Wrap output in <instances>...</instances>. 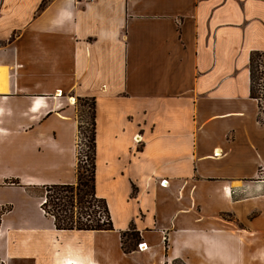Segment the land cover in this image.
<instances>
[{
  "label": "crops",
  "instance_id": "0c3cea01",
  "mask_svg": "<svg viewBox=\"0 0 264 264\" xmlns=\"http://www.w3.org/2000/svg\"><path fill=\"white\" fill-rule=\"evenodd\" d=\"M42 1L0 0V264H264V0ZM70 98L94 101L111 229L42 208L76 182Z\"/></svg>",
  "mask_w": 264,
  "mask_h": 264
},
{
  "label": "trees",
  "instance_id": "16d2710c",
  "mask_svg": "<svg viewBox=\"0 0 264 264\" xmlns=\"http://www.w3.org/2000/svg\"><path fill=\"white\" fill-rule=\"evenodd\" d=\"M45 0L41 2L43 6ZM264 55V52L253 51L249 57L250 71V95L256 98L254 93V76L255 65L254 58ZM91 112L89 115L90 135H89V169L87 173L82 170L79 159L76 165V182L75 183H56L46 185L44 188L45 200L42 208L53 217L54 225L58 229H111L113 227L110 219L108 206L104 198L95 193V146H94V101L90 100ZM260 102L258 121L263 122L260 118ZM4 211L0 209V215ZM121 246L124 251H130L134 242L138 239V232L131 223L129 229L121 233Z\"/></svg>",
  "mask_w": 264,
  "mask_h": 264
},
{
  "label": "rangeland",
  "instance_id": "374dc122",
  "mask_svg": "<svg viewBox=\"0 0 264 264\" xmlns=\"http://www.w3.org/2000/svg\"><path fill=\"white\" fill-rule=\"evenodd\" d=\"M255 76L254 93L260 102V118H264V55L254 58ZM76 117L79 121V131L77 136V160L79 159L82 170L87 173L89 169V135L90 124L89 115L91 112V101L87 98H78L74 101ZM180 264V263H176Z\"/></svg>",
  "mask_w": 264,
  "mask_h": 264
},
{
  "label": "built area",
  "instance_id": "2783aa9c",
  "mask_svg": "<svg viewBox=\"0 0 264 264\" xmlns=\"http://www.w3.org/2000/svg\"><path fill=\"white\" fill-rule=\"evenodd\" d=\"M75 100L73 99V102H74ZM140 140H141V138H140V136L138 135V134H136L135 136H134V142H140ZM160 184H162V185H164V180H162L161 182H160ZM138 248L140 249V250H143V249H145L146 248V244H145V242H140V243H138Z\"/></svg>",
  "mask_w": 264,
  "mask_h": 264
},
{
  "label": "bare ground",
  "instance_id": "6f19581e",
  "mask_svg": "<svg viewBox=\"0 0 264 264\" xmlns=\"http://www.w3.org/2000/svg\"><path fill=\"white\" fill-rule=\"evenodd\" d=\"M71 101H73V98H70Z\"/></svg>",
  "mask_w": 264,
  "mask_h": 264
}]
</instances>
